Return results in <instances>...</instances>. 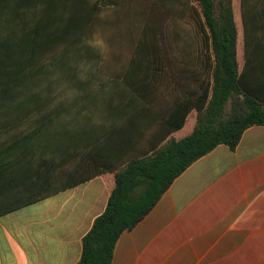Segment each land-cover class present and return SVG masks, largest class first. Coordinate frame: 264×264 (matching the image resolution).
Returning a JSON list of instances; mask_svg holds the SVG:
<instances>
[{
	"label": "crops",
	"instance_id": "obj_1",
	"mask_svg": "<svg viewBox=\"0 0 264 264\" xmlns=\"http://www.w3.org/2000/svg\"><path fill=\"white\" fill-rule=\"evenodd\" d=\"M86 1L91 7L100 2ZM261 4L247 0V6ZM233 5L244 36V0ZM115 6L116 0L101 5L88 38L101 13ZM11 24L12 6L0 9V40ZM84 50L87 59L102 60L99 49L84 46L48 79L61 72L77 79ZM135 63L111 86L86 96L72 116L68 110L49 116L48 140L42 137L48 129L40 133L48 121L31 128L19 109L12 111L11 129L10 102L0 95V264H77L117 172L193 133L196 109L181 129L169 130L182 116L186 88L178 85L174 97L154 96L153 78L167 68ZM30 131L29 143H14ZM112 264H264V126L247 129L235 151L219 145L184 171L144 219L121 235Z\"/></svg>",
	"mask_w": 264,
	"mask_h": 264
},
{
	"label": "trees",
	"instance_id": "obj_2",
	"mask_svg": "<svg viewBox=\"0 0 264 264\" xmlns=\"http://www.w3.org/2000/svg\"><path fill=\"white\" fill-rule=\"evenodd\" d=\"M194 1L199 10L195 30L208 74L199 82L198 90L186 89L182 116L169 123V130L181 129L192 109L198 112L195 129L183 140L172 139L117 172L105 211L82 240L77 264H112L121 235L144 219L184 171L219 145L235 151L247 129L264 126V56H260L256 44L257 27L261 26L255 16L247 15L251 7L244 0V28L250 50L241 68L233 0ZM102 4L106 5V0L93 7L86 0H0V9L12 6L13 17V24L7 26L0 40V95L10 102L11 129L16 120L12 111L16 109L23 112L25 121L35 113L46 112L45 97L33 98L38 83L87 46ZM21 96L27 99L15 105ZM32 133L14 143L26 145Z\"/></svg>",
	"mask_w": 264,
	"mask_h": 264
},
{
	"label": "rangeland",
	"instance_id": "obj_3",
	"mask_svg": "<svg viewBox=\"0 0 264 264\" xmlns=\"http://www.w3.org/2000/svg\"><path fill=\"white\" fill-rule=\"evenodd\" d=\"M262 2L259 6H249L251 11L247 13L249 18L250 15L257 18L262 29L257 27L256 35L260 56H264V0ZM197 13L199 10L194 0H116L115 7L101 13L87 44L89 48L99 49L102 60L87 59L88 52L84 50L85 57L78 66L77 79L61 72L41 84L33 98L45 97L48 115L40 121H37L38 117L26 120V125L32 128L34 123L40 127L48 121L40 131L48 129L42 136L48 140V132L52 130L49 126L53 124L49 116L59 112L62 117L67 110L72 116L75 109L85 105L86 96L96 93L104 84L111 86L112 80L132 68L129 66L134 62L146 68L162 60L161 65L167 68L163 75L153 78L154 96L174 97L178 85L179 90L182 85L190 92L197 90L199 82L208 74L202 64L201 39L195 30ZM238 15V59L242 66L250 49ZM156 44L159 45L157 48ZM149 80L150 76L146 82Z\"/></svg>",
	"mask_w": 264,
	"mask_h": 264
}]
</instances>
